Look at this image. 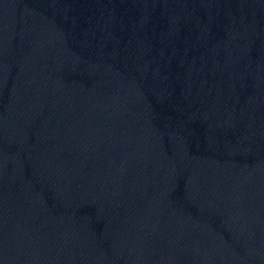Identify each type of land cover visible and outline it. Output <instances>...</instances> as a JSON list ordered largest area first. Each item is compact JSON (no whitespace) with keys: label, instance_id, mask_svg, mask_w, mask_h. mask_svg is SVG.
<instances>
[{"label":"water","instance_id":"1","mask_svg":"<svg viewBox=\"0 0 264 264\" xmlns=\"http://www.w3.org/2000/svg\"><path fill=\"white\" fill-rule=\"evenodd\" d=\"M0 264H264V0H0Z\"/></svg>","mask_w":264,"mask_h":264}]
</instances>
